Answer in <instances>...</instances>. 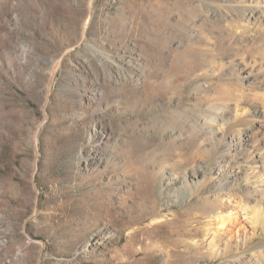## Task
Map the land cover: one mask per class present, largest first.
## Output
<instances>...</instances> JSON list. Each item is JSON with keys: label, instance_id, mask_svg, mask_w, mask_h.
I'll return each mask as SVG.
<instances>
[{"label": "rangeland", "instance_id": "374dc122", "mask_svg": "<svg viewBox=\"0 0 264 264\" xmlns=\"http://www.w3.org/2000/svg\"><path fill=\"white\" fill-rule=\"evenodd\" d=\"M231 1L0 0V264H264V148L231 134L264 29ZM229 193L259 202L221 228Z\"/></svg>", "mask_w": 264, "mask_h": 264}, {"label": "bare ground", "instance_id": "6f19581e", "mask_svg": "<svg viewBox=\"0 0 264 264\" xmlns=\"http://www.w3.org/2000/svg\"><path fill=\"white\" fill-rule=\"evenodd\" d=\"M229 7L236 10V11L237 10L238 11L239 10H244V11L245 10H251V14L248 16L247 21L250 22L252 20V22L248 25H245V31H247V33L252 32V34H255V32H258L256 30H254V27L257 25H259L260 28L262 27L264 29V25H262V16H261L263 14L264 9L261 8L260 2H257L255 0H237V1L232 0ZM257 23H259V24H257ZM262 36L264 37V30L262 31ZM263 61H264V57H263ZM255 79H257L258 82L261 81L258 77H256ZM263 81H264V79H263ZM209 108L211 109V107H209ZM259 114L263 115V117H264V111H262L258 108H253L250 111V115H248V117L242 116L239 119L237 118V120L231 125L232 139H235L237 137V139H239V141H244L245 143H247V145H250L252 147H256L255 149L262 150L264 148V118H263V120H260L259 123L254 121L256 118L255 116L259 115ZM241 125H243L245 127L243 128V126H241ZM196 132H197V130L193 131V132H189L188 134L193 136ZM255 176L256 177L254 179L255 184H254L253 190L257 193L258 192H260V193L264 192V166H262L260 168V170L258 171V173L255 174ZM254 195H255V193H254ZM227 196H228L227 198L229 200V203H231V206H225V204L221 205V201L219 199L217 200L218 205L220 204V207L222 208V213L219 214V218L222 220L221 221V228H223L224 226L227 227L230 223L232 226L233 225L237 226V224L235 222H233V220H232L233 216H235V213H236L235 211L237 210L236 206H241L240 210H237V212L242 210L243 215H245V216H247L249 214V212H252L253 214L255 213V210L252 207L255 206L259 202V201H257V200H259V199H257V197L254 198V200L256 199L255 204L253 206L249 207L247 204H241L240 202L238 203V199L236 197L237 195L235 196V195H232V193L231 194L229 193V194H227ZM224 209H226L228 212L226 214V216H224V214H225L224 213L225 211H223ZM255 216L256 215H252L251 217L255 218ZM226 217L229 219V221L227 223L225 221ZM253 221H255V220H253Z\"/></svg>", "mask_w": 264, "mask_h": 264}]
</instances>
